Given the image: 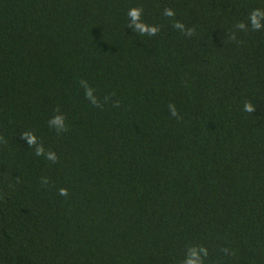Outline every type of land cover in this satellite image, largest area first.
<instances>
[{
  "label": "trees",
  "instance_id": "16d2710c",
  "mask_svg": "<svg viewBox=\"0 0 264 264\" xmlns=\"http://www.w3.org/2000/svg\"><path fill=\"white\" fill-rule=\"evenodd\" d=\"M133 7L155 36L128 27ZM254 9L264 0H0V264H264ZM55 108L67 131L49 126Z\"/></svg>",
  "mask_w": 264,
  "mask_h": 264
},
{
  "label": "clouds",
  "instance_id": "9594fccd",
  "mask_svg": "<svg viewBox=\"0 0 264 264\" xmlns=\"http://www.w3.org/2000/svg\"><path fill=\"white\" fill-rule=\"evenodd\" d=\"M142 11L143 9L141 7H133L131 9L128 10L127 12V16L130 17V22L128 24V27L131 28L135 33H139L141 35H149V36H155L158 31H159V27L155 26V25H149L144 23L141 20V15H142ZM163 15L167 16V17H173L175 15L174 11L170 8H165ZM264 18V10L261 9H254L249 16L250 19V23H251V28L253 30H259L261 29L262 25H261V19ZM173 27L176 29H180L181 31L185 32L186 35L191 36L194 32V29L188 28L185 29L184 24H182L181 22L177 21L173 24ZM236 28L240 29V30H246V26L243 22L238 23L236 25ZM232 39H235V35L232 36ZM79 83L84 87L85 89V96L87 99L90 100V102L96 106V107H100L101 105L98 103L97 99L93 96V89L91 87H89L87 81L85 80H80ZM115 106H119V102L117 101ZM169 111L170 114L172 116H176L178 117V113L177 110L175 108V105L173 104H169ZM255 110V107L253 106V104L251 102H246L244 105V111L248 112V113H253ZM55 116L52 117L48 123L50 127H54L56 129V131L59 132H63V131H67V128L65 127L64 124V120L65 117L62 114H59V110L55 108ZM22 138L26 140L27 145L29 147H34L35 149V155L37 156H45L46 159H48L49 161L55 163L58 159V157L56 156V154L54 152H47L45 153L44 148L42 145L37 143V137L31 133V132H24L21 134ZM42 184L47 185L48 184V179L47 177L42 178ZM59 195L61 196H67L68 195V190L66 188H60L59 190ZM203 253L204 256L207 257L208 252L207 249L204 248L203 246H201L200 249ZM224 251H227V249H225ZM192 256H196V252L195 250L192 251L191 253ZM182 264H203L202 260H193V259H185Z\"/></svg>",
  "mask_w": 264,
  "mask_h": 264
}]
</instances>
